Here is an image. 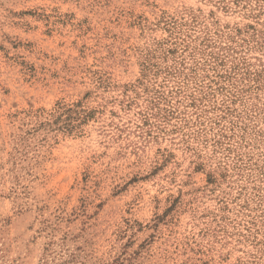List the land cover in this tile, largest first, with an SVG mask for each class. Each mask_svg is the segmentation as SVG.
<instances>
[{
	"label": "rangeland",
	"instance_id": "374dc122",
	"mask_svg": "<svg viewBox=\"0 0 264 264\" xmlns=\"http://www.w3.org/2000/svg\"><path fill=\"white\" fill-rule=\"evenodd\" d=\"M0 264H264V0H0Z\"/></svg>",
	"mask_w": 264,
	"mask_h": 264
},
{
	"label": "trees",
	"instance_id": "16d2710c",
	"mask_svg": "<svg viewBox=\"0 0 264 264\" xmlns=\"http://www.w3.org/2000/svg\"><path fill=\"white\" fill-rule=\"evenodd\" d=\"M63 113L67 115L68 120L78 119V116L81 115L80 111L73 108H63ZM71 124H68V126Z\"/></svg>",
	"mask_w": 264,
	"mask_h": 264
}]
</instances>
